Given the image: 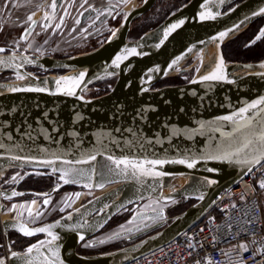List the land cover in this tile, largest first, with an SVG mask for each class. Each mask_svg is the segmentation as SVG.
Segmentation results:
<instances>
[{
    "label": "water",
    "instance_id": "obj_1",
    "mask_svg": "<svg viewBox=\"0 0 264 264\" xmlns=\"http://www.w3.org/2000/svg\"><path fill=\"white\" fill-rule=\"evenodd\" d=\"M155 1L142 0L121 18L116 33L98 47L79 55L54 57L0 52V61H5L0 63V73L9 72L13 76L9 80L12 82L0 80V144L4 145L0 148V172L32 168L61 176L64 170L74 168L84 173L76 183H64L61 179L53 191L64 185H81L97 192L114 185L90 197L80 207L36 226L20 218L4 220L0 227L4 233L14 230L25 236L22 227L32 231L55 225L51 231L58 237L49 245L51 237L46 232H35L31 236L42 237L21 251H10L1 257L4 264H23V259L13 257L12 253L23 256L33 245L40 246L39 251L34 249L26 257L33 264H46L44 257H51L55 250L63 264H125L192 225L228 187L257 165L236 163V157L232 162L198 160L193 168L166 162L155 169L164 175L137 180L120 174L108 160V156L165 161L207 156L218 147L227 149L229 145L242 142L251 133L258 135L264 128V105L249 109L243 117L236 115L241 108L264 98V58L226 63L222 54L226 41L264 16V13L254 15L264 8V0H188L153 28L129 39L131 23ZM202 13L214 18L202 20ZM180 21L183 24L168 32ZM221 32L228 34L220 38ZM210 46L214 47L213 57L196 73L200 56ZM130 49H135V54L130 55ZM118 55L126 57L119 62V67L113 64ZM192 58L196 60L194 71L185 82L154 87L158 81L177 73L174 71L178 65ZM221 58L226 79L203 80L202 77L214 71ZM28 68L47 73L35 75ZM239 68L251 72L236 73ZM71 69L75 71L68 72ZM52 70L62 72L59 75L48 73ZM80 73H84V78L79 86H74L71 78H78ZM17 74L24 79H17ZM57 80L63 83L57 86ZM107 80H112L107 92L94 97L85 95L90 86ZM14 87L45 90L12 91ZM67 89L73 94H67ZM224 116H233L236 123L222 120ZM245 119L252 123L237 130V125H242ZM91 155L96 159L91 160ZM13 156L20 159L13 160ZM77 160L88 162L76 163ZM42 161L54 163L49 165ZM166 179L175 182L159 191L158 183ZM147 199L169 204L168 207L182 200L194 202L171 217L167 215L168 208L160 213L149 211L154 214L152 220L118 236L116 233L110 236H122L125 244L118 248L97 253L77 251L82 243L98 235L114 216Z\"/></svg>",
    "mask_w": 264,
    "mask_h": 264
},
{
    "label": "rangeland",
    "instance_id": "obj_2",
    "mask_svg": "<svg viewBox=\"0 0 264 264\" xmlns=\"http://www.w3.org/2000/svg\"><path fill=\"white\" fill-rule=\"evenodd\" d=\"M6 1L9 2L10 0H0V6H8ZM60 1L65 2V0H56L57 7L55 9L51 8L53 0L48 6L47 2L43 3L39 11L38 19L35 20L33 24L26 22L22 27H17L16 25L11 27L10 17L17 16V14H12L10 11L6 13L7 10L4 7V9L0 10V45L11 47L13 52L28 54L55 57L79 55L92 50L109 38L114 33L117 26H119L121 18L133 8L139 6L142 0H86V2L85 0H68L65 4L60 3ZM187 1L188 0H156L154 5L146 13L131 23L128 33L129 39H135L143 32L153 28L168 13ZM3 3H6V5H2ZM68 5L71 6V16L70 9L68 14L63 11ZM30 6H34V9L40 7V5L37 6V4L34 3L30 4ZM1 11L4 12V16L1 14ZM45 11H47L46 14L50 15V19L40 21V17ZM249 27L250 25L236 35L235 38L233 37L229 40H237V38L241 36L245 37L248 35V39L245 41L243 48L250 46L251 43L252 45L255 43L264 45L263 37L256 40L254 39L258 33L256 31L254 34L256 26L252 25L251 28ZM252 35L253 38L251 37ZM249 37H251V39ZM229 40L222 45V54L226 63L231 61L226 56L228 47L225 44H227ZM263 55L264 53L259 57ZM247 59L250 58H239L236 61L246 62ZM187 62L188 64L186 65V61H184L182 65L176 67L175 72H178L167 77L165 82L172 81L173 79L185 82L194 71L193 66L195 59L192 58ZM31 72L35 75L44 74V71L41 72L35 69ZM6 73L7 72L0 73V80H10L13 78L12 75ZM55 74L60 73L55 72ZM111 83L112 80L98 82L90 86L86 90L85 95L87 97L101 95L108 91V86ZM11 169L13 168L5 172H0V179ZM70 187V190L58 192L50 198L31 197L32 199H30V201H25L23 203H21L22 200H19L18 203L13 202L11 209L16 213L15 215L17 218L26 220L30 223L40 222L48 218L58 217L73 208L80 207L89 200L90 197L99 193L98 191H88L86 187L81 185H71ZM45 199L49 201L47 204L44 203ZM33 201H35V203H33ZM28 202L31 203L27 208ZM191 203V200H182L181 203L168 207L170 206L169 204L160 203L155 199L143 200L138 206H130L114 216L98 235L92 238L90 242L82 243L77 248V251L79 253H97L118 248L125 244L123 238H120L122 236L120 235L117 238H110V236L114 233L121 234L122 232L128 231L127 229L131 230L134 227L140 226L143 222L152 220L154 214L148 213L149 211L153 210L156 211V213H160L164 208H168L167 215L171 217L182 212ZM30 211L31 215H29ZM142 213H144L143 216ZM4 214L7 218H12L9 210L6 209L2 211L0 217L4 218ZM37 214L39 215L37 216ZM129 221H131V223H129ZM101 240H103L104 243H100ZM23 249L24 248L20 249V251Z\"/></svg>",
    "mask_w": 264,
    "mask_h": 264
},
{
    "label": "built area",
    "instance_id": "obj_3",
    "mask_svg": "<svg viewBox=\"0 0 264 264\" xmlns=\"http://www.w3.org/2000/svg\"><path fill=\"white\" fill-rule=\"evenodd\" d=\"M262 184L264 160L228 187L192 225L125 264H264Z\"/></svg>",
    "mask_w": 264,
    "mask_h": 264
},
{
    "label": "snow or ice",
    "instance_id": "obj_4",
    "mask_svg": "<svg viewBox=\"0 0 264 264\" xmlns=\"http://www.w3.org/2000/svg\"><path fill=\"white\" fill-rule=\"evenodd\" d=\"M56 7H57L56 0H53L51 4V8L55 9ZM262 13H264V8L260 9V13H254V15H259ZM200 18L203 20V19L214 18V17H211V14L205 15L202 13ZM28 20L32 21V16H29ZM180 24H183V21H180L179 24H173L171 28L168 29V32H171L174 29L178 28ZM168 32L165 33V36L168 35ZM227 34H228L227 32H221L220 38H223ZM260 36H264V29L261 30ZM260 36H257L256 39H260ZM2 51H4V49H0V52ZM135 52H136L135 49L128 50V53L130 55L135 54ZM125 58L126 57L124 56L118 55L113 61V64L119 67V62ZM28 62L30 63L31 61H28ZM0 63H5V61H0ZM83 78H84V73H80L78 78H71V82L73 83L74 86H79V82ZM17 79H24V76L17 74ZM202 79L205 81L226 79V76L224 73V67H223V59L222 58L220 59V62L216 65L212 73L202 77ZM55 83L57 86H59L63 83V80H57ZM11 90L12 91H22V90L44 91L45 89L44 88L21 89L19 87H14ZM67 94H73L71 89H67ZM258 105H264V98L258 99L255 102L248 104L246 107L241 108L240 112L237 113L236 115L243 117L244 113H247L249 109L257 108ZM262 111H264V109H262ZM221 119L224 121H232L233 123H236L233 116H224ZM251 123L252 122L250 120L245 119L242 125H237V130H239V128L241 127H246L250 125ZM3 147L4 145L0 144V148H3ZM246 149H251V151L245 152ZM242 154H243V157H242ZM234 157L237 158L235 161L236 163H244V164H259L262 160H264V128H261L258 135H256L255 133H251L250 135L245 136L242 142L237 143L234 146L229 145L227 149H221L218 147L215 151L210 152L207 156L201 155L199 157H187L185 159L174 160V161H165L164 159L139 160V159L128 158V157L113 159L112 156H108V160L113 165H115L117 169L120 170V174L130 175L131 177L139 180L140 177H158V176L164 175L163 172L156 171L155 169L157 166H162L166 162L186 164L188 168H193L198 162V160L207 159V160H224V161L232 162ZM12 159L16 160V159H20V157L13 156ZM90 159L95 160L96 159L95 155H91ZM87 162H88L87 160H77L76 161V163H87ZM42 163L50 165L54 163V161H42ZM65 163H69V162L65 161ZM55 170L56 169H53V171ZM111 170L112 169H110V171ZM208 171H213V170L208 169ZM83 175L84 173H82L80 170L70 168L62 172L60 179H62L64 183H76L78 182V177H81ZM13 180H15V177H13ZM208 182L215 183V181H208ZM261 187H264V184H262ZM12 195H18V193L13 192ZM202 198L203 197H201V199ZM48 202L49 201L45 199L44 203L47 204ZM33 203H35V201H33ZM29 215H31V211L29 212ZM38 215L39 214H37V216ZM129 223H131V221H129ZM53 227H55V225L37 228L32 231L22 227L21 231L23 232L25 236H31L35 232H46L47 235L51 237V240L48 241L49 245H51L54 241L58 239V237L51 231V228ZM127 230L130 231V229H127ZM116 235L118 236L119 233H117ZM80 239H83V236H81ZM100 243H104V241L101 240ZM42 245H43V242H41V246ZM39 247L40 246L33 245L27 249V252L23 256H18V254L15 252L12 253V256L17 257L19 259H23V264H33V261L31 259H27L26 257H28L29 254H31L34 249L36 251H39ZM241 247H243L245 251L247 250L246 246L241 245ZM44 260L46 264H63V261H60L59 259L58 250L53 251L51 257L45 256ZM0 264H4V261L0 260Z\"/></svg>",
    "mask_w": 264,
    "mask_h": 264
},
{
    "label": "flooded vegetation",
    "instance_id": "obj_5",
    "mask_svg": "<svg viewBox=\"0 0 264 264\" xmlns=\"http://www.w3.org/2000/svg\"><path fill=\"white\" fill-rule=\"evenodd\" d=\"M47 1L48 0H41L38 3L41 6L43 5V3ZM66 1L68 0H65V2ZM70 7L71 6L68 5L67 8L63 11L67 12L68 14V11L70 9V16H71L72 10ZM252 25L256 26L254 34L256 33V31L259 32L261 28H264V16L255 20L253 23H251L249 28H251ZM262 39H264V36ZM0 47L4 48V52H10L13 50L11 47H8V46L4 47L0 45ZM263 58H264V55L261 57L247 59L246 62H254V61H258ZM186 64H188V62H186L185 65ZM28 70L33 71L34 69L28 68ZM35 70L39 71V69H35ZM40 71L43 72L42 70ZM55 72L61 73L55 70L49 71L48 73H55ZM43 73L46 74L47 72L45 71ZM181 83L183 82L178 79L176 80L173 79L172 81H167L161 84H156L154 85V87H159V86H164V85H177ZM13 177H15V180H13ZM60 182H61V179L58 174L53 173L46 169L13 168L9 170L8 173H6V175L2 179H0V213L7 209L10 211L12 218H17L15 215L16 213L13 212L11 209L12 207L11 205L13 204V202L18 203L19 200H22L21 203H23L25 201H30V199H32L31 197L50 198V197H53V195H56V193L58 192L71 189L70 187L71 185H64L60 187L58 190L53 191V188ZM13 192L18 193V195H12ZM38 193H46V195H40ZM30 203L28 202L27 208L29 207ZM3 217L7 218L5 214ZM4 218L0 217V219H4ZM55 218L56 217L48 218L45 221L34 222V223H30L26 220L24 221L30 226H36V225L42 224L43 222L51 221ZM41 237L42 235L23 236L14 230H9L6 233H4L3 231H0V258L8 254L10 251H20V249L25 248L29 246L30 244L38 241Z\"/></svg>",
    "mask_w": 264,
    "mask_h": 264
},
{
    "label": "crops",
    "instance_id": "obj_6",
    "mask_svg": "<svg viewBox=\"0 0 264 264\" xmlns=\"http://www.w3.org/2000/svg\"><path fill=\"white\" fill-rule=\"evenodd\" d=\"M41 0H10L7 2L8 6H4L7 12H12V14H17V16H11L10 17V25L11 27L17 26V27H22L26 22H29V24H33V21L37 20L39 17V11L41 10L42 6L38 7V9H34V7L30 6V4H37L39 5L38 2ZM52 2V0L47 1V6L48 4ZM60 3H65L64 1H60ZM6 5V3H3L2 5ZM3 7V6H2ZM0 6V10L4 9ZM29 10V11H28ZM28 11V12H27ZM47 11L44 12L43 15L40 17V21H43L45 19H50V15L46 14ZM1 14H4V12L1 11ZM32 16V21L28 20V17ZM47 17V18H46Z\"/></svg>",
    "mask_w": 264,
    "mask_h": 264
},
{
    "label": "trees",
    "instance_id": "obj_7",
    "mask_svg": "<svg viewBox=\"0 0 264 264\" xmlns=\"http://www.w3.org/2000/svg\"><path fill=\"white\" fill-rule=\"evenodd\" d=\"M247 37H248V35H246L245 37L241 36V37L237 38V40L236 39L229 40V42H227V44H225L228 47V50H227L228 55L226 54V56H227V58H229V60H237L239 58L240 59L255 58V57H259L260 55H262L264 53V45L263 44L259 45V43H255L253 45L251 43L250 46L243 48L245 41L248 39ZM251 37L253 38V36H251ZM251 37H249V38L251 39ZM55 71L62 72L60 70H55ZM8 74L12 75L11 73H8ZM165 81H166V78L158 81L156 84H161ZM191 201L194 202V200H192V199H191Z\"/></svg>",
    "mask_w": 264,
    "mask_h": 264
},
{
    "label": "bare ground",
    "instance_id": "obj_8",
    "mask_svg": "<svg viewBox=\"0 0 264 264\" xmlns=\"http://www.w3.org/2000/svg\"><path fill=\"white\" fill-rule=\"evenodd\" d=\"M142 2V1H141ZM246 29V28H245ZM117 30H118V26H117V28L114 30V33H116L117 32ZM244 29H240V32L241 31H243ZM239 32V31H238ZM113 33V34H114ZM112 34V35H113ZM26 54H28V53H26ZM213 55H214V47H212V46H210L209 48H207L206 50H204V52L202 53V55L200 56V61H199V64H198V66H197V68H196V73L197 72H199L204 66H205V64L213 57ZM230 62H234V61H228V63H230ZM195 63H196V60H195ZM195 63H194V65H195ZM179 66V65H178ZM177 66V67H178ZM73 71H75V69H71V70H68V72H73ZM176 71V70H175ZM174 71V72H175ZM236 73H243V72H251V70H247V69H245V68H239L237 71H235ZM43 75H45V74H43ZM52 75H59V74H55V73H52ZM11 80V79H10ZM5 81H7V80H5ZM7 82H12V81H7ZM6 82V83H7ZM175 181H172V179H166V180H164V181H161V182H159L158 183V190L159 191H162V190H165V189H168L170 186H171V184H173ZM114 185H109V186H107V187H105L104 189H102V190H100V191H98L99 193L98 194H101L102 192H104V191H106V190H108V189H110V188H112ZM9 220V219H12V218H4V219H0V227H1V225H2V222L4 221V220Z\"/></svg>",
    "mask_w": 264,
    "mask_h": 264
}]
</instances>
